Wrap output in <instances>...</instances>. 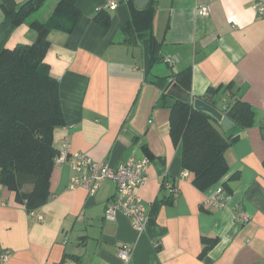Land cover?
I'll return each mask as SVG.
<instances>
[{
  "label": "crops",
  "instance_id": "crops-1",
  "mask_svg": "<svg viewBox=\"0 0 264 264\" xmlns=\"http://www.w3.org/2000/svg\"><path fill=\"white\" fill-rule=\"evenodd\" d=\"M25 0H0L19 8ZM61 0H47L26 21L0 27V50L32 44ZM79 15L72 32H48L44 62L58 81L62 127L53 146L66 140L69 151L94 162L119 165L148 158L146 181L137 194L155 203L144 231L122 214L103 217L115 183L106 180L92 196L69 189L73 171L54 165L50 198L29 217L23 203L0 181V264H264V17L253 4L264 0H72ZM208 5L207 17L197 7ZM110 15L107 29L93 21L98 10ZM1 26V25H0ZM163 59H177L171 66ZM190 73L189 101L219 89V107L233 99L221 94L232 85L235 99L251 109L253 124L217 129L230 137L225 152L226 182L232 199L222 208L202 206L204 196L182 178L181 146L170 135L168 93L174 76ZM162 94H167L163 97ZM237 175V179L230 180ZM249 221L240 224L234 209ZM203 239L217 242L203 254ZM131 247L129 260L117 252ZM5 252L8 256L3 259Z\"/></svg>",
  "mask_w": 264,
  "mask_h": 264
},
{
  "label": "trees",
  "instance_id": "trees-1",
  "mask_svg": "<svg viewBox=\"0 0 264 264\" xmlns=\"http://www.w3.org/2000/svg\"><path fill=\"white\" fill-rule=\"evenodd\" d=\"M47 0H25L17 9L3 5L4 19L0 27L17 26L36 12ZM72 0H61L42 24H31L38 32L32 44L16 45L0 50V181L14 192L27 212L36 211L50 198V176L57 154L53 146V131L62 127L64 117L58 92V81L48 73L44 55L48 32L60 30L72 32L79 12ZM93 21L107 29L110 15L98 10ZM173 83L188 93L190 73L179 72ZM233 86L227 85L221 94L233 99L226 106L216 105L219 89H208L200 99L226 115L241 128L253 124L252 111L248 105L235 99ZM163 97L168 95L162 94ZM174 99L170 107V135L181 146V167L189 173L192 185L204 193L220 182L228 172L225 152L230 137L217 129L219 122L208 113L196 110L192 101ZM226 109L223 110V108ZM237 175L230 180L237 179ZM223 189L231 193L226 182ZM155 203L150 205L151 221ZM217 242L203 239V254Z\"/></svg>",
  "mask_w": 264,
  "mask_h": 264
},
{
  "label": "built area",
  "instance_id": "built-area-1",
  "mask_svg": "<svg viewBox=\"0 0 264 264\" xmlns=\"http://www.w3.org/2000/svg\"><path fill=\"white\" fill-rule=\"evenodd\" d=\"M116 0H109L105 6L108 11L116 8ZM253 10L258 17H264V6L259 2L253 4ZM199 15L207 17L209 13L208 5L200 4L197 7ZM164 63L171 66L177 62V59H163ZM54 158V165H60L68 162L71 165L73 175L69 184V189H84L88 196H92L97 192L98 187L106 181L110 180L115 183L116 191L114 195L106 200L104 209V219L113 222L118 214L124 215L130 222L131 226L139 231H144L151 221L150 205H144L140 200L137 191L139 186L146 181V172L149 160L129 159L127 162L119 165H111L105 162H94L90 157L82 153H72L69 151V144L64 140L59 147ZM182 178L189 177V173L182 170ZM212 191L204 196L202 206H213L215 208L226 207L232 199V194L227 193L220 182L211 187ZM210 189V188H209ZM208 189V190H209ZM2 202L0 203V205ZM234 209L236 221L245 224L249 221V216L238 207ZM29 217L36 221H42L43 217L36 211L28 212ZM3 259L8 256L5 252ZM131 255V247L122 246L117 252V256L122 261L129 260Z\"/></svg>",
  "mask_w": 264,
  "mask_h": 264
},
{
  "label": "water",
  "instance_id": "water-1",
  "mask_svg": "<svg viewBox=\"0 0 264 264\" xmlns=\"http://www.w3.org/2000/svg\"><path fill=\"white\" fill-rule=\"evenodd\" d=\"M144 1L145 0H134L135 4L139 7L143 6V4H140V2L143 3ZM167 94L176 99H181L185 102L188 101L189 97V95L184 93L180 88H178L175 83L171 85ZM192 106L194 109L206 112L210 116H212L213 119L219 122L223 130H228L233 126V123L229 118H227L226 115H223L219 110L206 105V103H204L200 98L193 99ZM224 109H226V107H224L223 110Z\"/></svg>",
  "mask_w": 264,
  "mask_h": 264
}]
</instances>
